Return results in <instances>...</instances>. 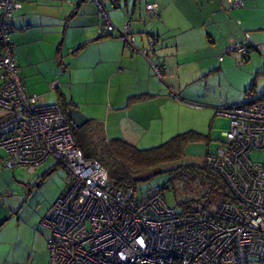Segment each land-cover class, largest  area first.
<instances>
[{
	"label": "crops",
	"instance_id": "1",
	"mask_svg": "<svg viewBox=\"0 0 264 264\" xmlns=\"http://www.w3.org/2000/svg\"><path fill=\"white\" fill-rule=\"evenodd\" d=\"M109 1L114 5L111 12L104 6L116 26L111 34L99 33L101 8L95 0H26L13 18L12 33L27 91L45 103L72 102L88 117L87 123L92 121L91 134L100 139L120 138L150 148L196 131L187 129L185 100L211 102L205 95L209 77L215 71L222 74L227 66L226 58L217 60L216 54L235 40L264 43V0H241L239 7L230 9L225 6L232 5L231 0H146L158 4L157 15L138 7L143 0H135L133 8L125 0V10L121 0ZM128 18L140 47L147 46L148 34L158 36L154 51L167 79H160L146 58L126 48L117 36ZM252 54L247 66L257 75L250 88L261 94L264 91L256 87L264 85L259 78L264 67L252 63ZM195 83L199 86L191 91ZM13 121L10 113L0 112V136ZM6 159L7 152L0 149V264H49L51 232L42 219L65 188L57 183L52 197L43 201L32 196L36 189L46 188L57 164H50L31 183V177L19 172L22 166L8 168Z\"/></svg>",
	"mask_w": 264,
	"mask_h": 264
},
{
	"label": "built area",
	"instance_id": "2",
	"mask_svg": "<svg viewBox=\"0 0 264 264\" xmlns=\"http://www.w3.org/2000/svg\"><path fill=\"white\" fill-rule=\"evenodd\" d=\"M25 1L0 0V109L14 117L0 136V149L7 152L8 168L24 166L33 173L52 158L67 172L64 191L42 219L51 232L49 264H264V159L251 157L264 153V95L217 109L228 117L229 130L205 164L222 177L237 204L222 201L212 211L184 212L168 204L164 187L141 197L138 187L115 188L106 166L87 159L77 145L76 127L62 106L26 89L12 39L13 18ZM95 1L99 33L115 32L103 1ZM231 3L239 7L241 0ZM146 8L155 15L160 10L156 3ZM117 36L164 77L166 68L154 51L158 36L148 34L147 46L140 47L130 21ZM254 50L264 53V43L233 42L226 51L247 60Z\"/></svg>",
	"mask_w": 264,
	"mask_h": 264
},
{
	"label": "rangeland",
	"instance_id": "3",
	"mask_svg": "<svg viewBox=\"0 0 264 264\" xmlns=\"http://www.w3.org/2000/svg\"><path fill=\"white\" fill-rule=\"evenodd\" d=\"M102 1L109 11L112 6L114 7V5L109 0ZM134 3L135 0H129V8H133ZM141 4L138 7L141 8V10L145 11L147 5L146 0H143ZM121 6L122 10L126 9L125 0H121ZM225 7H227V9H230L232 5L228 4ZM144 11H142V14L144 19L147 20L148 18L145 14L146 11ZM152 17H155V15H152ZM129 20L130 19L128 18V21ZM246 34H249V32ZM135 35L138 38L139 34ZM240 41L243 40H235L232 41V43ZM231 44L223 48L221 52H219V54H216L217 60H220V57H222L221 60L226 58L227 66L225 67V70L222 72V74H220V72L218 73V71H215L209 77V89L205 91V95L211 97V102L206 100V98H203L202 100H192V98H188L185 100V104L188 105V108H190H186L185 117L189 123V126L187 125V129L199 131L200 133H203L204 136L201 137V139L189 141L185 144V155L180 160V162L162 165L159 168L153 170L155 171L161 169V171L153 173L152 175L151 173L145 174L144 177H149V179L137 182L139 197L143 196L151 188H154L156 186H165L167 187L165 188V197L168 204L172 207H175L179 211H183L185 205L183 204V201H199L206 193H210L213 201L210 204V208H208V211H212L216 206L220 204L222 198L218 196L216 192L217 189H212V186L210 185L208 179H206L204 176H202L201 173L196 171L197 169H193V171L190 172L185 171L184 174H181L179 176H174L173 172H169L167 170L175 168L181 163H196L197 166L200 167L204 165L207 153L210 150H214L219 144L226 141L225 133L229 130L228 117L218 114L217 109L219 107H226L233 104L247 102L248 100L253 99L260 94L246 93V90L253 85V82L255 81L254 78H256L257 73H250V69L247 66L249 61L242 58L238 53H227L226 50ZM260 54L263 57H261ZM251 57L253 64L257 62V64H261L262 67H264V53L255 50L253 51ZM165 78L166 76L164 77V80ZM259 78L264 80V75L260 74ZM262 83H264V81ZM196 84L197 83L190 87L191 91L192 88H197L199 86L198 84ZM256 88L260 92L264 91V85L262 86V84H260V86H257ZM207 104L210 106L214 105L215 107L212 108V110H209ZM4 111L5 110L2 109L0 110V112L2 113ZM251 157L255 160H263L264 153L253 152L251 154ZM53 162L56 163L54 159H49L43 166L40 167V169L36 171V174L34 176H31L28 169L24 166H22L23 169L19 170V172H21L25 176L31 177L28 179H31L32 183L34 182L33 180H35V177L45 171V168H48V166H50V164H52ZM48 178L50 179V182L45 189L38 188L34 191L32 197L35 201H43L45 199L51 198V195L54 193L57 187V183H62L63 188L66 187L67 172L60 165H58V169L51 175H49ZM202 200L201 202L196 203V208L198 210H201V204H203Z\"/></svg>",
	"mask_w": 264,
	"mask_h": 264
},
{
	"label": "trees",
	"instance_id": "4",
	"mask_svg": "<svg viewBox=\"0 0 264 264\" xmlns=\"http://www.w3.org/2000/svg\"><path fill=\"white\" fill-rule=\"evenodd\" d=\"M118 1L119 0H113L114 3ZM248 91L253 93L254 87L250 88ZM262 95H264V92L256 97ZM58 103L62 106L66 114L68 108L74 106L72 102L64 99H60ZM91 123L92 121L81 128L74 129L76 143L83 150L87 159H97L106 166L109 171L110 180L116 188L138 187L137 182L149 179V177H144L145 174L151 173L152 175V171L162 165L180 162L185 155V144L189 141L201 139V137L204 136V134L196 131H188L177 134L155 147L139 148L124 139L117 138L105 140L100 139V137H95L94 134H91ZM56 167H58V165H56ZM54 169L47 172L46 175L50 174ZM193 169H197L196 171L208 179L212 189H217L216 192L218 196L222 198L221 202L230 201L237 204V200L232 195L222 177L209 168L205 164V161L204 165L201 167L197 166L196 163H181L177 167L167 171L173 172L174 176H179L184 174L185 171L190 172L193 171ZM164 188L167 187L164 186ZM201 200L203 204H201V210H198L196 208V203L201 202ZM201 200L183 201V204H185L183 211L207 212L208 208H210V204L213 202L210 193H206L202 196Z\"/></svg>",
	"mask_w": 264,
	"mask_h": 264
},
{
	"label": "water",
	"instance_id": "5",
	"mask_svg": "<svg viewBox=\"0 0 264 264\" xmlns=\"http://www.w3.org/2000/svg\"><path fill=\"white\" fill-rule=\"evenodd\" d=\"M67 115L76 128H80L88 122V117L81 109L77 108L76 106L69 107L67 110ZM158 171H161V169L155 170L152 173H157Z\"/></svg>",
	"mask_w": 264,
	"mask_h": 264
}]
</instances>
